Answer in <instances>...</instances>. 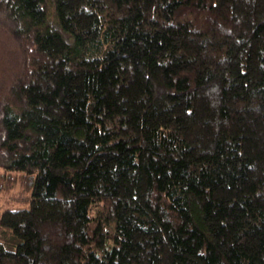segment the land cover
Masks as SVG:
<instances>
[{
  "label": "trees",
  "instance_id": "16d2710c",
  "mask_svg": "<svg viewBox=\"0 0 264 264\" xmlns=\"http://www.w3.org/2000/svg\"><path fill=\"white\" fill-rule=\"evenodd\" d=\"M4 38L0 264H264V0H0Z\"/></svg>",
  "mask_w": 264,
  "mask_h": 264
},
{
  "label": "rangeland",
  "instance_id": "374dc122",
  "mask_svg": "<svg viewBox=\"0 0 264 264\" xmlns=\"http://www.w3.org/2000/svg\"><path fill=\"white\" fill-rule=\"evenodd\" d=\"M20 49H22V46H20V45L17 46L16 44H14L12 42H6L5 38L3 39V41L2 40L0 41V61L2 60V58H1L2 56L5 57V54H7V57H12L14 55L13 57H14V60L16 61V63L15 62H11V63H13V64L15 63L14 65H16V66L14 67V69H15L16 73H18L22 67V63L20 64V62H21L20 60H22V57H21L22 52L20 51ZM3 68H4V65H2L0 62V71L2 69V72H3V70H4ZM10 71H11V74L14 75V71L10 67H9L8 72H7V75L10 74ZM2 72L0 75H2ZM9 79L3 78V80L8 81V82H9Z\"/></svg>",
  "mask_w": 264,
  "mask_h": 264
}]
</instances>
